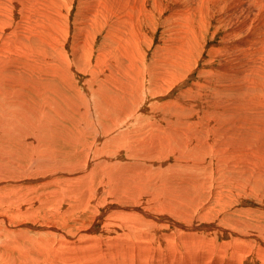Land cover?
Here are the masks:
<instances>
[{
    "label": "rangeland",
    "instance_id": "1",
    "mask_svg": "<svg viewBox=\"0 0 264 264\" xmlns=\"http://www.w3.org/2000/svg\"><path fill=\"white\" fill-rule=\"evenodd\" d=\"M28 1L30 0H21L22 5L16 8L19 9L17 12L10 9V1L5 2L8 8L4 12L10 13L4 15L6 25L5 22L0 23V26H2L0 27V45L3 46L4 42H7V44L11 43L12 48L10 46L6 51L7 53H0V56L4 58V62L6 60L5 63L13 62L18 65L19 63L28 62L34 54L32 45L39 38L38 33L36 32V34L30 28L50 20L47 22L48 28L45 30L49 33L50 39H46L45 35L43 37L45 41L50 40V42H46V45H48V48L50 46L51 49L45 47L46 52L51 53V51L53 52L58 48L63 61L60 60L61 62L55 64L56 67L53 65L58 74L50 78V83L54 82L53 85H60L59 89L62 94L60 114L62 112V116L58 117L50 111L47 117L50 122L53 123L54 119L61 126L58 127V131L53 137L54 142H50V138L47 140L42 139V141L37 134L31 132L25 134L22 129H18L20 130L18 131L17 128L16 135H13L15 137L12 136L13 140L10 139L8 133L0 135V145L2 146H0L2 148L0 154L5 158L6 162L4 163L7 165L4 167H10L7 169L9 173H6L8 177L0 180V192L2 191L1 195L8 193L11 197H14L11 204L4 203L1 207L0 213L6 214L11 219H6L8 222L0 220V225H5L4 228H8L7 226L10 225V231H16L15 233L21 236L44 238L47 248L46 264H92L93 262V264H97V262L99 264H132L133 262V264H172L167 254L174 256L177 264H264V183L260 182V185L263 184L260 187L259 184L250 186L249 183L251 182H247L248 180L252 181L254 176L255 179L257 176L264 177L261 170L255 168L253 164L255 162L258 165L260 164L261 169L264 170V26L260 25L264 24V1H261L259 10H253L254 6H249L246 3L247 0H245L246 2L239 0V2H243L240 4H247L246 8H248L250 14L236 13L229 18L231 10L237 8L238 0H230V3L229 0H47L43 12L48 14L50 19L46 21H38L40 17L35 16V10L38 12L39 8L37 9L36 5L27 4L31 7V12L24 11ZM184 4H189V6H183ZM225 4L229 5L223 7L222 5ZM2 6L4 4H0V7ZM104 8L105 13H103ZM119 12L122 14L121 17H119ZM255 15H257L256 19ZM91 16H95V18ZM230 20L237 22V25L235 23L231 24ZM114 24L115 26H113ZM79 25L82 26V29ZM193 26H197L195 29L197 35L191 34ZM84 27L89 28V30L87 29L88 32ZM124 28L125 30H123ZM179 30L181 31L179 32ZM24 31H26V34L23 37L21 34ZM135 35L136 37H134ZM27 36L28 38H25ZM133 39L135 40L132 41ZM189 39H192L191 42ZM52 41L56 42L52 44ZM122 41L129 44L122 43ZM133 43H136L135 46ZM138 50L140 53L137 52ZM161 52L166 55H162ZM54 53L56 54L57 51L51 54ZM166 59L171 64L162 61ZM100 60L102 64L98 62ZM122 67L125 72L133 70L138 73L137 78L142 83H146L144 91L137 88L133 92L137 87L135 80L125 74L122 75ZM23 69L27 85H32L34 83L32 79L38 76H33L28 67H23ZM103 70L109 73L106 74ZM114 71L117 74L116 76ZM99 72L101 73L100 76ZM140 73L147 74L143 77L141 74L140 77ZM110 76L111 78H109ZM145 76L147 79H145ZM141 78L144 80H141ZM127 81H133L134 84L129 85ZM114 82H121V84L118 86ZM108 87L113 92V87L117 88L116 93L110 94V96L116 95L122 100L123 93H130L129 100L130 98L138 100L140 106L135 100L136 103L134 102V104L138 106L134 110L137 108V112H132V117L131 115L124 116L125 114H119V117L118 113L117 115L115 113L112 116L110 115L109 118L107 117L110 120L109 122L103 114L104 111L108 110L103 104V102L105 103L103 101L104 93L108 91ZM79 92L82 93L85 100ZM15 93L16 91L12 95L14 96ZM143 95L145 96L141 97ZM130 101L126 102L132 105V99ZM95 106L99 117L96 119L98 120L91 118L89 113L87 115L88 120H92V122L88 125H91L90 127H84L86 126L84 122L83 124L80 123V111H93ZM158 110L159 112L156 113ZM98 113L100 114L98 115ZM97 121L100 126H98ZM106 121H108L111 128L115 129L116 123H121L124 125L123 127L127 128L125 130L122 127L121 131H117V134L113 128L112 131H109L108 125L105 126ZM167 125H172L173 129ZM104 126L105 128H103ZM154 126L161 128L162 133L165 132L162 131V127L166 128V132L169 131L167 133L171 135L169 140L173 141V143L169 141V149H163V152L159 150V157L154 161L155 166L161 167L166 174V177L164 175L154 179V181H164L165 186L162 185L158 188L153 183L147 182L145 178H142L143 181H141L138 176L141 175L140 173L143 170H147V167L152 166L153 156L151 153L155 148L150 146V140L152 139L151 133ZM81 127L84 128L86 136L84 137V133V138L79 142L71 140L72 135L81 131ZM79 128L81 129L79 130ZM103 130L106 134H102ZM108 133H112L109 134L110 138ZM173 134L174 136H172ZM255 135L258 137L256 136V138ZM3 136L6 138L7 143L5 139L2 140ZM28 136L32 138L28 139ZM186 136L192 137L190 140L189 138L186 139L190 142L189 147L194 143L193 148L199 149L197 150L199 152L196 151L188 155V151H181L180 146L185 145L186 140L184 139ZM259 140H262L263 143ZM45 141L46 145L44 144ZM38 143H41V145ZM258 144L260 145L258 146ZM46 146L48 148L52 146L51 149L47 148L52 151L51 153L48 150H43L45 152L42 149L40 150V148L43 147L44 149ZM91 147L93 149H89ZM7 148H10L11 151ZM6 149L9 152H6L7 154L5 153ZM85 149H89V152L84 151ZM164 150H166L165 153ZM204 150L205 152H202ZM94 151L95 153H92ZM144 153L145 155H143ZM149 154L152 157L151 162L147 164L146 157ZM7 155L10 160L6 158ZM101 155L104 157H101ZM87 156L89 160L86 159ZM100 157L101 159H99ZM92 158L98 160L94 162ZM103 159L107 161V164H112L116 159H118L117 161H123V167L127 166L124 171L127 172V169L131 168L135 175H119V170L122 168H120L121 166L118 168V165L116 169V166L114 167L116 164L111 166L117 172L113 171V173L111 172L112 168L107 164L105 165L106 161H101ZM39 161L40 163H38ZM86 161L96 164L94 166L99 168L101 172L99 169H97L98 171L93 169L97 174L92 173V176L89 175L93 170L89 171V174H86L84 170H82L84 171L83 174L79 173L82 172L81 169ZM97 162L101 163L98 167ZM168 162L172 164H167ZM103 164L109 168L106 167L109 170L108 173L103 168ZM129 164H131V167ZM65 165H68L69 171L65 168ZM69 165H72L74 169ZM80 165H82L81 168ZM251 166L253 167L251 168ZM36 168H38V171H36ZM75 170L81 176L88 175L89 178L86 177L89 181L91 179V182L93 176L96 180L91 183L88 180L86 181V177H83L84 182L82 177L77 175L83 183L77 182L79 178H75ZM102 170L106 172L105 175ZM71 171L72 174H70ZM14 174L16 177L13 176ZM30 175L32 178H29ZM102 175L104 176L102 177ZM99 176L102 179L99 180ZM69 177L75 179V185L74 180H70ZM246 177L248 178L246 179ZM16 178L20 179L17 180ZM11 180L17 183L14 184ZM122 181L124 183L129 182L128 185L130 186H123ZM21 182L26 184L24 185ZM231 182L237 184L232 186ZM72 183L73 187H71ZM90 183L91 185L88 187L87 185ZM16 185L18 187H15ZM90 187L92 189H89ZM160 194H164L168 198L163 199L164 201L156 199L157 195ZM96 195L98 199L95 197ZM147 196L149 197L147 198ZM95 200L98 202H95ZM187 200L188 203L186 204ZM139 204H141V207ZM175 206L177 208H174ZM172 207L174 210L171 209ZM181 208H183V212ZM176 209H180L181 212L178 213V210L175 211ZM189 210L191 211L188 212ZM114 211L116 215H114ZM121 211L123 213H120ZM129 211L132 214H129ZM20 212L23 213L21 216ZM18 213L20 214L17 215ZM0 216V219L4 218L2 215ZM120 218H123V221ZM133 219H136L137 222H133ZM209 222L213 223L210 224ZM180 224L193 228L183 229ZM163 227L166 229L163 230ZM212 227L213 229L216 228L214 232L211 229ZM191 232L195 238L191 236ZM187 240L189 243H187ZM6 241V238L1 239L0 246ZM63 241L65 244L62 243ZM186 249L190 251H186ZM92 251L98 254L97 257L100 260L103 259L104 261L98 260L96 255L92 254ZM92 257L94 258L92 259ZM259 257L261 258L259 259ZM95 258H97L96 261ZM0 264H3L1 259ZM29 264L34 263L31 261Z\"/></svg>",
    "mask_w": 264,
    "mask_h": 264
},
{
    "label": "bare ground",
    "instance_id": "2",
    "mask_svg": "<svg viewBox=\"0 0 264 264\" xmlns=\"http://www.w3.org/2000/svg\"><path fill=\"white\" fill-rule=\"evenodd\" d=\"M8 1H10V5H9V7H10V9L12 10V11H14L15 12V10H16V12L19 10V9H16V8H18V7H20L21 5H22V2H21V0H1L0 1V4L1 5H3L4 4V6H2V7H0V18H2V19H0V23H4L5 22V25H6V18L4 19V15L5 14H8L9 15V13H6V12H4L5 11V9L6 8H8V6H7V4L5 3V2H8ZM50 1H53V0H50ZM83 1V0H82ZM117 1V0H116ZM243 1V0H242ZM245 1V0H244ZM243 1V2H244ZM261 1L262 0H247V4H249V6L250 5H252L251 7H253V10H256V9H258L259 10V5H261ZM264 1V0H263ZM46 2H47V0H30V1H28V3H26V5H25V3L23 2V4L25 5V7H24V9L26 8V10H24L25 12H31V7L29 6V5H31V6H33V5H36V8L38 9V12H37V10H35L36 11V13H35V16H38V17H40V18H38V21H40V20H42V21H46V20H48V19H50V16L48 15V14H45L44 12H43V7L45 6V4H46ZM229 3H230V0L228 1ZM243 2H239V0H238V5L236 6L237 8H235V9H232L231 10V15H230V17L229 18H231V16L233 15V14H236V13H240V14H242L243 13V15H248V14H250V12H248V8H246V5L247 4H245V5H243V4H240V3H243ZM91 3V2H90ZM115 3V2H114ZM237 3V2H236ZM6 4V5H5ZM9 4V3H8ZM27 4H29V5H27ZM118 4V3H117ZM86 5V4H85ZM110 5V4H109ZM227 5H229V4H225V5H222L223 7H227ZM264 5V4H263ZM105 6V5H104ZM114 6H116V5H114ZM183 6H189V4H184ZM82 7V6H81ZM87 7V6H86ZM89 7H90V5H89ZM122 7V6H121ZM120 7V8H121ZM94 8V7H93ZM111 8V7H110ZM115 8V7H114ZM127 8V7H126ZM230 8V7H229ZM250 8V7H249ZM47 9V8H46ZM96 9V8H95ZM101 9V8H100ZM117 9V8H116ZM228 9V8H227ZM10 10V11H11ZM23 10H22V12H23ZM90 10V9H89ZM104 10V12L103 13H105V8L103 9ZM108 10V9H107ZM113 10V9H112ZM123 10V9H122ZM229 10V9H228ZM8 11H9V9H8ZM7 11V12H8ZM11 11V12H12ZM85 11V10H84ZM83 11V12H84ZM96 11H97V9H96ZM99 11V10H98ZM120 11V10H119ZM101 12V11H100ZM99 12V13H100ZM120 12H122V11H120ZM119 12V13H120ZM254 12V11H253ZM88 13V12H87ZM102 13V12H101ZM102 13V14H103ZM257 13V12H256ZM82 14V13H81ZM85 14V13H84ZM126 14H129V13H126ZM80 15V14H79ZM83 15V14H82ZM91 15V14H90ZM104 15V14H103ZM121 13H120V16L119 17H121ZM28 16V15H27ZM87 16V15H86ZM99 16V15H98ZM109 17H110V15H108ZM250 16V15H249ZM252 16H254V15H252ZM8 17V16H7ZM83 17H84V15H83ZM90 17V16H89ZM88 17V18H89ZM92 18H95V16H91ZM101 17V16H100ZM99 17V18H100ZM112 17V16H111ZM251 17V16H250ZM256 17H257V15H255V19H256ZM32 18V17H31ZM82 18V17H81ZM87 18V19H88ZM97 18V17H96ZM123 18V17H122ZM8 19V18H7ZM52 19V18H51ZM109 19V18H108ZM117 19H119V18H117ZM125 19V18H124ZM127 19V18H126ZM253 19V18H252ZM84 20V19H83ZM92 21H94L93 19H91ZM100 20V19H99ZM104 20V19H103ZM8 21V20H7ZM48 21H50V20H48ZM48 21H46L44 24H39L38 26H36V27H31L30 29L33 31V32H37L38 33V35H39V38H38V41L37 42H34L33 43V45H32V49H33V52H34V54H33V56H32V58L28 61V62H25V63H23V64H18V65H15L13 62H11V63H5L6 62V60H5V62H4V58H1V56H0V59H1V61H0V110H2V111H0V113H1V117H0V135L1 134H4V133H8L9 134V137H10V139L11 140H13V137H15V136H13L14 134H15V131H16V128H17V130L18 129H22V131H24L25 132V134H27V133H29V132H31V133H34V134H37V136H39L40 138L39 139H43V140H47V139H51V140H49L50 142L52 141V142H54V140H53V137L55 136V134H56V132L58 131V127H60L61 125H60V123L57 121V122H55V120L51 117V119H53V123L52 122H50L48 119V117H47V114L50 112V111H52L53 113H54V115L56 114L58 117H60V116H62L61 114H62V112H61V114H60V107H61V100H62V94H61V91H60V85L59 84H56V85H53L54 84V82L53 83H50V78H53V76H55L56 74H58L55 70H54V68L56 67L55 66V64H58L59 62H61L62 60H61V57H60V55H61V53H60V51H58V48H57V50L55 49V51H57V53L55 54H51V53H53V52H55L54 50H53V52L51 51V53H48V52H46V48H48V45H46V42L48 41H45V39H44V37H43V35H45V37H47L46 39H50L49 38V33H47L45 30H47V22ZM231 21V24L232 23H235V25H237V22H232V20H230ZM80 22H82V21H80ZM90 22V21H89ZM39 23V22H38ZM84 23V22H83ZM103 23H104V21H103ZM8 24V23H7ZM90 24V23H89ZM94 24V23H93ZM92 24V25H93ZM113 24V23H112ZM117 24V23H116ZM230 25V24H229ZM239 25H242V24H239ZM260 25H262V26H264V24L262 23V24H260ZM12 26V25H11ZM80 26V25H79ZM78 26V28H80V29H82V26H80L79 27ZM85 26V25H84ZM107 26H109V25H107ZM113 26H115V24L113 25ZM128 26V25H127ZM0 27H2V26H0ZM30 27V26H29ZM126 27V26H125ZM184 27V26H183ZM52 28V27H51ZM55 28V27H54ZM85 29H86V27H84ZM93 28V27H92ZM103 28V27H102ZM108 28V27H107ZM127 28H130V27H127ZM197 28V26H193V31H192V33L191 34H196V29ZM4 29V28H3ZM29 29V28H28ZM53 29V28H52ZM87 29L89 30V28L87 27ZM86 29V30H87ZM175 30H176V28H174ZM88 30H87V32H88ZM123 30H125V28L123 29ZM27 31V30H26ZM26 31H24L23 32V34H21V36L23 35V37H24V35L26 34ZM57 31V30H56ZM80 31V30H79ZM82 31H84V30H82ZM91 31V30H90ZM176 31H178V30H176ZM181 30H179V32H180ZM55 32V31H54ZM81 32V31H80ZM79 32V33H80ZM92 32V31H91ZM183 32V31H182ZM181 32V33H182ZM36 33V34H37ZM93 33V32H92ZM134 33V32H133ZM81 34V33H80ZM86 34V33H85ZM91 34V33H90ZM89 35V34H88ZM180 35V34H179ZM190 35V34H189ZM197 35V34H196ZM35 36H37V35H35ZM34 36V37H35ZM126 36H129V35H126ZM1 37V36H0ZM55 38H56V36H54ZM130 37V36H129ZM132 37V36H131ZM134 37H136V35L134 36ZM145 37V36H144ZM177 37H179V36H177ZM25 38H28V36L27 37H25ZM37 38V37H36ZM81 38V37H80ZM133 38V37H132ZM77 39V38H76ZM127 39H129V38H127ZM54 40H57V39H54ZM79 40V39H78ZM135 39H133L132 41H134ZM140 40V39H139ZM171 40V39H170ZM169 40V41H170ZM178 40V39H177ZM190 40V42H191V40L192 39H189ZM124 41V40H123ZM122 41V43H125V42H123ZM127 41H129V40H127ZM168 41V42H169ZM173 41H175V40H173ZM200 41V40H199ZM48 42H50V40L48 41ZM53 42H56V41H52V44H53ZM78 42V41H77ZM177 42V41H176ZM188 42V41H187ZM57 43H58V41H57ZM87 43V42H86ZM127 43V42H126ZM131 43V42H130ZM172 43V42H171ZM180 43V42H179ZM184 43H186V42H184ZM48 44V43H47ZM61 44V43H60ZM127 44H129V43H127ZM134 44V43H133ZM136 44V43H135ZM135 44H134V46H135ZM175 44V43H174ZM49 45H51V44H49ZM62 45V44H61ZM119 45V44H118ZM123 45H125V44H123ZM167 45V44H166ZM195 45V44H194ZM1 47H0V53H5L6 51H7V49L11 46V48H12V45H11V43H8L7 44V42H4V45L2 46V45H0ZM53 46V45H52ZM56 46H57V44H56ZM129 46V45H128ZM188 46V45H187ZM190 46V45H189ZM46 47V48H45ZM136 47H138V46H136ZM157 47V46H156ZM49 48H50V46H49ZM48 48V49H49ZM129 48H130V46H129ZM51 49V48H50ZM132 49V48H131ZM138 49V48H137ZM160 49H161V47H160ZM162 49H164V48H162ZM10 50V49H9ZM133 50H134V48H133ZM135 51V50H134ZM164 51V50H163ZM128 52V51H127ZM132 52V51H131ZM137 52H139L140 53V51L138 50ZM142 52V51H141ZM156 52V51H155ZM7 53V52H6ZM74 53V52H73ZM157 53V52H156ZM162 53V52H161ZM160 53V54H161ZM137 54V53H136ZM158 54H159V52H158ZM164 53H162V55H163ZM3 55V54H2ZM5 55V54H4ZM63 56H65L64 54H62ZM100 55V54H99ZM125 55V54H124ZM143 55V54H142ZM141 55V56H142ZM164 55H166V54H164ZM169 55V54H168ZM127 56V55H126ZM144 56V55H143ZM155 56V55H154ZM28 58L30 57V56H27ZM40 57H43V58H40ZM101 57V56H100ZM149 57V56H148ZM166 57V56H165ZM177 57V56H176ZM63 58V57H62ZM65 58V57H64ZM157 58V57H156ZM123 59V58H122ZM128 59V58H127ZM126 59V60H127ZM141 59H142V57H141ZM3 60V61H2ZM8 60V59H7ZM61 60V61H60ZM96 60V59H95ZM174 60V59H173ZM187 60V59H186ZM66 61V60H65ZM102 61L103 62H105V60H103L102 59ZM106 61H108V60H106ZM135 61H137V60H135ZM157 61V60H156ZM162 61H164V62H169V61H167V59L166 60H162ZM2 62V63H1ZM4 62V63H3ZM63 62V61H62ZM67 62V61H66ZM79 62V61H78ZM99 63L101 62V60L100 61H98ZM122 62V61H121ZM124 62H128V61H124ZM131 62V61H130ZM140 62V61H139ZM154 62V61H153ZM152 62V63H153ZM174 62V61H173ZM85 63V62H84ZM91 63H93V61H91ZM170 63V62H169ZM168 63V64H169ZM52 64V65H51ZM63 65H64V63H62ZM94 64V63H93ZM100 64H102V63H100ZM108 64H109V62H108ZM123 65L125 64V63H122ZM154 64H155V62H154ZM156 64H157V62H156ZM167 64V63H166ZM171 64V63H170ZM55 67H54V66ZM75 65V64H74ZM140 65V64H139ZM76 66V65H75ZM109 66H111V65H109ZM126 66V65H125ZM128 66H129V63H128ZM134 66V65H133ZM137 66V65H136ZM158 66V65H157ZM170 66V65H169ZM23 67H28L29 69H30V71H31V74L33 75V76H38V77H35V78H33L32 79V81L34 82L32 85H27V79H26V75H25V72H24V69H23ZM60 67V66H59ZM130 67H132L131 65H130ZM184 67H187V66H184ZM96 68V67H95ZM94 68V69H95ZM99 68H100V66H99ZM104 68V67H103ZM123 68V67H122ZM135 68V67H134ZM138 68V67H137ZM58 69V68H57ZM61 69V68H60ZM81 69V68H80ZM158 69V68H157ZM188 69V68H187ZM66 70V69H65ZM102 70V69H101ZM100 70V71H101ZM105 70V69H104ZM103 70V71H104ZM113 70V69H112ZM115 70V69H114ZM124 70V68L122 69V75H127V76H130V77H132L134 80H135V83H136V88L133 90V92L137 89V88H141L143 91H144V85L146 84L145 82H141L138 78H137V76H138V73H136L135 71H129V72H125V71H123ZM151 70V69H150ZM59 71V70H58ZM61 71H62V69H61ZM95 71V70H94ZM106 71V70H105ZM104 71V72H105ZM159 71V70H158ZM166 71V70H165ZM78 72V71H77ZM98 72V71H97ZM102 72V71H101ZM119 72V71H118ZM138 72H140L139 70H138ZM60 73V72H59ZM84 73V72H83ZM100 73V72H99ZM103 73V72H102ZM106 73V72H105ZM107 73H109V72H107ZM106 73V74H107ZM113 73V72H112ZM114 73H115V76L117 75L116 74V72L114 71ZM113 73V74H114ZM143 73V72H142ZM142 73H140V77H141V74ZM164 73V72H163ZM229 73V72H228ZM70 74V73H69ZM80 74V73H79ZM147 74V73H146ZM146 74H142V77L144 76V75H146ZM152 74V73H151ZM151 74H150V76H151ZM60 75V74H59ZM101 75V73L99 74V76ZM111 75V74H110ZM61 76V75H60ZM78 76V75H77ZM112 76V75H111ZM111 76L109 77V78H111ZM98 77V76H97ZM104 77V76H103ZM106 78V77H105ZM116 78V77H115ZM80 79V78H79ZM101 79V78H100ZM143 78H141V80H142ZM145 79H147L146 78V76H145ZM166 79V78H165ZM70 80V79H69ZM102 80H104V79H102ZM116 80V79H115ZM144 80V79H143ZM163 80H164V78H163ZM84 81V80H83ZM98 82H100L99 80H97ZM123 81H125V80H123ZM60 82V81H59ZM61 82H64V81H61ZM105 82V81H104ZM110 82V81H109ZM122 82V81H121ZM121 82H118V83H115L114 82V84H117L118 86L121 84ZM159 82H161L160 80H159ZM89 83V82H88ZM101 83V82H100ZM99 83V84H100ZM127 83L129 84V85H133L134 83H133V81H127ZM96 84V83H95ZM67 85H68V83H67ZM157 85V84H156ZM55 86H57V87H55ZM64 86H65V84H64ZM109 86V85H108ZM151 86H153V85H151ZM161 86V85H160ZM83 87H84V85H83ZM89 87V86H88ZM94 87H96V86H94ZM98 87V86H97ZM111 87V86H110ZM154 87V86H153ZM152 87V88H153ZM156 87V86H155ZM164 88V87H163ZM89 89V88H88ZM88 89H86V90H88ZM91 89V88H90ZM113 89H114V92H113V90L112 89H110L109 87H108V91H106L105 93H104V100L103 101H105V103L103 102V104H104V106L108 109V110H106V111H104L103 112V114L106 116V118L108 117L109 118V116L111 115H113V114H115V115H117V113H118V116H119V114L121 115H123V114H125L124 116H130L131 115V117H132V112L133 113H135V112H137L136 110H137V108H136V110H134L135 109V107H137L138 105H139V103H138V100H136L135 98V100L137 101V104L138 105H136V104H134V102L136 103V101L135 100H133V98H130V100L132 99V101H133V104L131 105V104H129V103H127V102H131L129 99H128V96L130 95V93H123V98H122V100H121V98L119 99L118 98V96H116V95H114V96H110V94H115L116 92H115V90L117 89V88H115V87H113ZM121 89V88H120ZM151 89V88H150ZM14 91H16V93L14 94V96L12 95L13 94V92ZM83 91V90H82ZM81 91V92H82ZM95 91V90H94ZM119 91V90H118ZM142 91V92H143ZM166 91V90H165ZM81 92H79V94H81L82 95V93ZM104 92V91H103ZM132 92V93H133ZM148 92V91H147ZM160 92V91H159ZM137 93V92H136ZM157 93V92H156ZM134 94V93H133ZM132 94V95H133ZM81 95H80V98H81ZM87 95V94H86ZM117 95H119L118 93H117ZM145 95H143V96H141V97H144ZM147 97V96H146ZM82 98L85 100V98L83 97V95H82ZM68 99V98H67ZM128 99V100H127ZM139 99V98H138ZM63 100H64V98H63ZM143 100V99H142ZM99 101V100H98ZM127 101V102H126ZM63 102V101H62ZM101 102V101H100ZM99 102V103H100ZM89 103V102H88ZM98 103V102H97ZM69 104V103H68ZM67 104V105H68ZM142 105V104H141ZM164 105H166L165 103H164ZM92 106V105H91ZM90 106V107H91ZM132 106H134L133 108H132ZM140 106V105H139ZM167 106V105H166ZM93 107V106H92ZM139 108V107H138ZM152 108V107H151ZM151 108H149V109H151ZM163 108V107H162ZM170 109V108H169ZM62 110V109H61ZM82 110V109H81ZM146 110V109H145ZM138 111H139V109H138ZM155 111V110H154ZM153 111V112H154ZM165 111V110H164ZM93 114H92V113ZM141 112H142V110H141ZM140 112V113H141ZM144 112V111H143ZM151 112V111H150ZM159 112V110L156 112V113H158ZM168 112V111H167ZM166 112V113H167ZM77 113V112H76ZM90 113V115H91V118H93V119H96V118H99L98 116H97V111H96V106H95V110H93V111H88V110H82V111H80V117H81V121H80V117H79V121H80V123L81 124H83V122H84V125H86V126H84V127H90V125H88L90 122H92V120H88V114ZM145 113V112H144ZM149 113V112H148ZM163 113V112H162ZM75 114V113H74ZM100 113H98V115H99ZM51 115H52V113H51ZM137 115V114H136ZM136 115H133V116H136ZM140 115V114H139ZM138 115V116H139ZM156 115V114H155ZM49 116V115H48ZM57 116H56V118H57ZM84 117V119H83V117ZM123 116V118H125ZM167 116V115H166ZM169 116V115H168ZM75 117V116H74ZM120 117V116H119ZM142 117V116H141ZM107 118V119H108ZM134 118V117H133ZM103 119V118H102ZM106 119V120H107ZM57 120H58V118H57ZM96 120H98V119H96ZM104 121H105V119H103ZM109 120V119H108ZM124 121V120H123ZM78 122V121H77ZM109 122H110V120H109ZM113 122H114V120H113ZM112 122V123H113ZM139 122V121H138ZM67 123V122H66ZM79 123V122H78ZM79 123V124H80ZM103 123V122H102ZM129 123V122H128ZM131 123H132V121H131ZM80 124V125H81ZM97 124H98V121H97ZM100 124V123H99ZM98 124V126H100ZM104 124V123H103ZM109 123H108V121H106V125L105 126H107ZM114 124H115V122H114ZM134 124V123H133ZM171 124V123H170ZM77 126V125H76ZM81 126H83V125H81ZM93 126H94V122H93ZM102 126V125H101ZM105 126L103 127V128H105ZM110 125H108V127H109ZM112 126H114V125H112ZM124 125L123 124H121V123H116V125H115V129H114V131H121V128L123 127ZM133 126V125H132ZM150 126H152V125H150ZM167 126H169V128H171L172 127V125H167ZM239 126V125H238ZM96 127V126H95ZM94 127V128H95ZM74 128V127H73ZM82 128V127H81ZM81 128H79V130L81 129ZM110 129H109V131L112 129L111 127H109ZM123 128H125V127H123ZM127 128V127H126ZM126 128H125V130H126ZM163 129H162V131L164 130L165 132L164 133H162L161 132V128H159V127H155L154 126V128H152V133H151V140H150V146H153L154 148H155V150H153L152 151V156H153V158H152V162H151V155L149 154V155H147V160H146V163L148 164V163H152V166H150V167H147V170H148V172H147V170H143L140 174L141 175H138L139 176V178L141 179V181H143L142 180V178H145L146 180H147V182H149V183H153L154 185H156L157 186V188L158 187H160V186H162V185H164V181H154V179L155 178H158V177H162V176H164L165 175V177H166V174L163 172V170H162V168L161 167H156L155 165L156 164H154V161H156V159L159 157L158 155H159V150L160 151H162L163 152V149H166V148H168L169 149V147H168V145L170 144V142L169 141H172V140H169L170 139V137H171V135H169L167 132H169V131H167L166 132V130L164 129V127H162ZM179 128V127H178ZM222 128V127H221ZM86 129V128H85ZM172 129H173V127H172ZM171 129V130H172ZM95 130V129H94ZM130 130H132V129H130ZM136 130V129H135ZM18 131H20V130H18ZM21 131V132H22ZM112 131V130H111ZM20 132V133H21ZM23 132V133H24ZM93 132V131H92ZM91 132V133H92ZM99 132V131H98ZM18 133V132H17ZM85 133V131H84V128H82L81 129V131H78V133H75L74 135H72V138H71V140H73V141H77V142H79V141H81L82 140V138H84L85 136H86V133H85V135H84V137H83V134ZM104 133V130H103V132H102V134ZM134 133V132H133ZM24 134V136H26ZM98 134V133H97ZM104 134H106V133H104ZM110 133H108V135H109ZM112 134V133H111ZM110 134V135H111ZM117 134H118V132H117ZM129 134H130V132H129ZM135 134V133H134ZM172 134V133H171ZM254 134V133H253ZM16 135V134H15ZM20 135V134H19ZM19 135H18V137H19ZM22 135V134H21ZM30 135V134H29ZM110 135H109V138H110ZM125 135V134H124ZM166 135H169V136H166ZM179 135V134H178ZM13 136V137H12ZM23 136V137H24ZM88 136H90V135H88ZM100 136V135H99ZM98 136V138H100ZM131 136V135H130ZM172 136H174V134L172 135ZM257 135H255V137H256ZM7 137V136H6ZM29 137V136H28ZM114 137V136H113ZM135 137V136H134ZM180 138H181V136H179ZM258 137V136H257ZM256 137V138H257ZM32 137L30 136L28 139H31ZM93 138V137H92ZM189 138V140H190V138H192V137H188V136H186V138L184 139V140H186V139H188ZM194 138V137H193ZM252 138V137H251ZM5 139V142L7 143V140H6V138H4V136L2 137V140H4ZM27 139V138H26ZM253 139V138H252ZM42 140V141H43ZM189 140H186L185 141V145L184 146H180V149H181V151H183V152H185V151H188L189 153H188V155H190L191 153H194V152H196L197 150H199V149H194L193 148V145H194V143H192L191 144V146L189 147V145H190V142H189ZM192 140H195V139H192ZM35 141L37 142V140L35 139ZM39 141V140H38ZM41 141V142H42ZM49 141H47V142H49ZM260 141V140H259ZM262 141V140H261ZM260 141V142H261ZM27 142V141H26ZM49 142V143H50ZM64 142H66V141H64ZM194 142V141H193ZM258 142V141H257ZM34 143V142H33ZM46 143V141L44 142V144ZM67 143V142H66ZM96 143V142H95ZM125 143V142H124ZM172 143H173V141H172ZM179 143V142H178ZM261 143H263V142H261ZM28 144V143H27ZM36 144V143H35ZM34 144V145H35ZM39 144V143H38ZM51 144V143H50ZM50 144H48V145H50ZM54 144V143H53ZM92 144H94V143H92ZM122 144V143H121ZM33 145V146H34ZM39 145H41V143L39 144ZM46 145V144H45ZM63 145V144H62ZM95 145V144H94ZM93 145V146H94ZM260 144H258V146H259ZM264 145V144H263ZM1 146V145H0ZM20 146V145H19ZM27 146V145H26ZM25 146V147H26ZM29 146V145H28ZM30 146H31V144H30ZM29 146V147H30ZM54 146V145H53ZM2 147V146H1ZM0 147V149H2ZM24 147V146H23ZM36 147H37V145H36ZM44 147V146H43ZM43 147L42 148H40V150L42 149V151L43 150H48V149H51V147L50 148H48V146H46V148H44L43 149ZM88 147H90V146H88ZM96 147V146H95ZM264 147V146H263ZM3 148H4V146H3ZM22 148V147H21ZM31 148V147H30ZM34 148V147H33ZM38 148V147H37ZM48 148V149H47ZM87 148V147H86ZM115 148V147H114ZM118 148V147H117ZM258 148V147H257ZM7 149H9V151H11L10 150V148H7ZM6 149V150H7ZM32 149V148H31ZM36 149V148H35ZM89 149H93L92 147L91 148H89ZM89 149L87 150V149H85L84 151H87V152H89ZM202 149V148H201ZM260 149V148H259ZM23 150V149H22ZM25 150V149H24ZM29 150V149H28ZM33 150V149H32ZM37 150V149H36ZM109 150V149H108ZM119 150H120V148H119ZM125 150V149H124ZM141 150V149H140ZM173 150V149H172ZM171 150V151H172ZM203 150V149H202ZM260 150H263V149H260ZM2 151V150H1ZM19 151H21V150H19ZM38 151H39V149H38ZM37 151V152H38ZM42 151H40L41 153H42ZM48 151H50V153L52 152L51 150H48ZM97 151V150H96ZM165 151L166 150H164V153H165ZM174 151V150H173ZM6 152H8V150L7 151H5V153ZM23 152V151H22ZM33 152V151H32ZM35 152V151H34ZM43 152H45V151H43ZM56 152H57V150H56ZM108 152V151H107ZM182 152V153H183ZM197 152H199V151H197ZM200 152H201V150H200ZM202 152H205V150L204 151H202ZM207 152V151H206ZM5 153H4V155H5ZM9 153V152H8ZM24 153V152H23ZM40 153V154H41ZM47 153V152H46ZM72 153V152H71ZM92 153H95V151L94 152H92ZM129 153H131V152H129ZM163 153V154H164ZM7 154V153H6ZM21 154V153H20ZM25 154V153H24ZM34 154V153H33ZM38 154V153H37ZM67 154V153H66ZM97 154H98V152H97ZM102 154V153H101ZM112 154V153H111ZM110 154V155H111ZM124 154V153H123ZM161 154V153H160ZM171 154V153H170ZM187 154V153H186ZM185 154V155H186ZM12 154H10V156H11ZM35 155V154H34ZM33 155V156H34ZM50 155V154H49ZM72 155V154H71ZM105 155V154H104ZM109 155V156H110ZM114 155V154H113ZM139 155H141V154H139ZM143 155H145V153L143 154ZM169 155V154H168ZM167 155V156H168ZM172 155V154H171ZM206 155V154H205ZM32 156V155H31ZM90 156V155H89ZM98 156V155H97ZM108 156V155H107ZM182 156V155H181ZM194 156V155H193ZM244 156V155H243ZM12 157V156H11ZM29 157V156H28ZM84 157V156H83ZM101 157H104V156H102L101 155ZM101 157L99 158V159H101ZM113 157V156H112ZM136 157H137V155H136ZM136 157H134V159L136 158ZM140 157H142V156H140ZM143 157H145V156H143ZM238 157V156H237ZM6 158H8L9 159V157H8V155H7V157ZM13 158V157H12ZM42 158V157H41ZM40 158V159H41ZM66 158V157H65ZM82 158V157H81ZM85 158V157H84ZM114 158V157H113ZM138 158V157H137ZM186 158H187V156H186ZM201 158V157H200ZM5 158H3V156H1V154H0V180L1 179H5L6 177H8L7 176V172H8V168H10L9 166L8 167H4V166H7L6 165V163H4V162H6L5 160H4ZM7 159V160H8ZM56 159V158H55ZM80 159V158H79ZM86 159H88L89 160V158H88V156H87V158ZM94 159H96V158H94ZM105 159H106V157H105ZM105 159H103V160H101V161H104ZM109 159H110V157H109ZM112 159V158H111ZM145 159V158H144ZM181 159V158H180ZM10 160V159H9ZM8 160V161H9ZM13 159H11V161H12ZM27 160V159H26ZM53 160V159H52ZM96 160H98V159H96ZM96 160H93V158H92V161H94V162H96ZM115 160V159H114ZM118 159H116L115 161H117ZM122 160V159H121ZM125 160V159H124ZM135 160H137V159H135ZM161 160V159H160ZM166 160H167V158H166ZM244 160V159H243ZM7 161V162H8ZM14 161V160H13ZM106 161V160H105ZM104 161V162H105ZM113 161V160H112ZM111 161V162H112ZM113 162L112 164H116V165H114V167L116 166V169H117V166H118V168L120 167V168H122V169H120L119 170V175H123V174H133V176L135 175L134 173H133V170L131 169V168H129V169H127V172H125L124 171V169H125V167H127V166H125V167H123V165H122V163H123V161H117V162ZM139 161V160H138ZM165 161V160H164ZM15 162V161H14ZM14 162H12V163H14ZM34 162V161H33ZM79 162V161H78ZM77 162V163H78ZM98 162H100V161H98ZM97 162V163H98ZM250 162V161H249ZM252 162H254V161H252ZM11 163V162H10ZM38 163H40V161L38 162ZM72 163V162H71ZM81 163V162H80ZM137 163V162H136ZM165 163H166V161H165ZM190 163V162H189ZM251 163V162H250ZM260 163V162H259ZM33 164V163H32ZM70 164V163H69ZM74 165H75V163H73ZM99 164H101V163H98L97 164V167L99 166ZM107 164V161H106V163H105V165ZM112 164H107V166H112ZM128 164V163H127ZM132 164V163H131ZM131 164H129L130 165V167H131ZM134 164V163H133ZM138 164V163H137ZM167 164H170L169 162L167 163ZM172 164V163H171ZM170 164V165H171ZM254 164V166H255V168H258V169H260L261 170V172L264 174V170L263 169H261L262 168V166H260V164L258 165V163L256 164V162L255 163H253ZM8 165H10L9 163H8ZM94 165H96V164H92L91 163V161H86L85 163H84V166H83V168L81 169V171L82 170H84L85 172H86V174L88 173L89 174V171L91 172L93 169H95V170H97V169H99V168H96V166H94ZM105 165L103 164V168H105L106 169V172L108 173L109 172V168L107 169L106 167H105ZM146 165V164H145ZM164 165V164H163ZM162 165V166H163ZM169 165V166H170ZM174 165V164H173ZM251 165V164H250ZM29 166H31V165H29ZM39 166V165H38ZM66 166V165H65ZM69 166H72V165H69ZM77 166H79V165H77ZM161 166V165H160ZM166 166V165H165ZM178 166V165H177ZM47 167V166H46ZM64 167V166H63ZM73 167V166H72ZM82 167V165H80V168ZM101 168H102V166H100ZM132 167H133V165H132ZM135 167V166H134ZM137 167V166H136ZM167 167H168V165H167ZM173 167V166H172ZM171 167V168H172ZM253 166H251V168H252ZM13 168V167H12ZM34 168V167H33ZM68 171H69V168H68V165L65 167ZM75 168H76V166H75ZM78 168V167H77ZM102 168V169H103ZM112 168V167H111ZM142 168H143V166H142ZM142 168H141V170H142ZM170 168V169H171ZM176 168V167H175ZM182 168V167H181ZM195 168V167H194ZM200 168V167H199ZM247 168V167H246ZM250 168V167H249ZM254 168V169H255ZM264 168V167H263ZM38 168H36V171H38L37 170ZM66 169H65V171H66ZM72 169V168H71ZM70 169V170H71ZM73 169H74V167H73ZM72 169V170H73ZM115 168H112V170H111V172H115V170H114ZM137 169V168H136ZM146 169V168H145ZM34 170V169H33ZM42 170H44V169H42ZM95 170H93V172H91V175H89V176H92V173H96V171ZM100 170V169H99ZM108 170V171H107ZM165 170V169H164ZM167 170V169H166ZM165 170V171H166ZM175 170H177V169H175ZM198 170V169H197ZM253 170V169H252ZM256 170V169H255ZM76 172V177L75 176H72V177H75V178H79V176L80 177H82V181L84 180V182H85V179L83 178V177H88L89 178V176L88 175H86V176H81L80 174H77L78 173V171L77 170H75ZM80 171V170H79ZM84 171H82V172H79V173H82L83 174V172ZM88 171V172H87ZM98 171V170H97ZM103 171V170H102ZM140 171V170H139ZM173 171V170H172ZM44 172V171H43ZM67 172V171H66ZM100 172H101V170H100ZM104 172V175L106 174V172L105 171H103ZM110 172V173H111ZM113 172V173H114ZM198 172V171H197ZM243 172V171H242ZM254 172H256V171H254ZM9 173V172H8ZM42 173V172H41ZM61 173V172H60ZM63 173H65V172H63ZM74 173V172H73ZM115 173H117V172H115ZM174 173V172H173ZM184 173V172H183ZM240 173V172H239ZM246 173V172H245ZM244 173V174H245ZM253 173V172H252ZM260 173V172H259ZM26 174V173H25ZM67 174V173H66ZM69 174V173H68ZM70 174H72V171H71V173ZM97 174V173H96ZM95 174V175H96ZM179 174V173H178ZM181 174V173H180ZM247 174V173H246ZM245 174V175H246ZM254 174H256V173H254ZM20 175H22V174H20ZM77 175H79L78 177H77ZM100 175V174H99ZM104 175H102V177L104 176ZM112 175V174H111ZM111 175H109V177H111L112 178V176ZM171 175H174V174H171ZM234 175V174H233ZM240 175H242L241 173H240ZM10 176V175H9ZM13 176H15V174L13 175ZM116 176V175H115ZM127 176H130V175H127ZM181 176H183V175H181ZM264 176V175H263ZM12 177V176H11ZM16 177V176H15ZM22 177H23V175H22ZM26 177V176H25ZM32 178V176L30 175L29 176V178ZM38 177V176H37ZM87 177H86V181L88 180L87 179ZM95 176H93V178H92V182L94 183V180H96L95 178H94ZM100 177V176H99ZM114 177V176H113ZM117 177H120V176H117ZM184 177V176H183ZM198 177V176H197ZM70 178V180H74L73 182H74V185L76 184V182H75V179L73 178H71V177H69ZM116 178V177H115ZM243 178V177H242ZM248 177H246V179H247ZM257 178H259V179H257ZM15 179V178H14ZM13 179V180H14ZM17 179V178H16ZM20 179V178H19ZM19 179H17V180H19ZM76 179V180H77ZM97 179H98V177H97ZM100 179H102L101 177L99 178V180ZM104 179V178H103ZM106 179V178H105ZM113 179V178H112ZM124 179V178H123ZM128 179V178H127ZM166 179V178H165ZM185 179H186V177H185ZM249 179H251V178H249ZM253 179H255V176H254V178ZM252 179V181H247V182H251V183H249V185L251 186V185H258L260 182H262V183H264V177H262V176H257L256 177V179L255 180H253ZM110 180V179H109ZM108 180V182H110ZM119 180H120V178H119ZM125 181H126V179H124ZM132 180V179H131ZM164 180V179H163ZM175 180V179H174ZM188 180V179H187ZM195 180V179H194ZM12 181V180H11ZM15 181V180H14ZM31 181V180H30ZM82 182L81 181V178H79V180H77V182ZM89 181V180H88ZM101 181H103V180H101ZM100 181V182H101ZM121 181V180H120ZM135 181V180H134ZM133 181V182H134ZM166 181V180H165ZM190 181V180H189ZM188 181V182H189ZM227 181V180H226ZM232 181V180H231ZM237 181V180H236ZM89 182H91V179H90V181ZM89 182H87V183H89ZM91 182V183H92ZM96 182V181H95ZM104 182V181H103ZM133 182H132V184H133ZM136 182H137V180H136ZM12 183H14L13 181H12ZM17 183V182H16ZM16 183H14V184H16ZM21 183H23V182H21ZM34 183V182H33ZM32 183V184H33ZM83 183V182H82ZM91 183L90 184H88L87 186L89 187V185H91ZM107 183V182H106ZM111 183V182H110ZM127 183V184H126ZM126 183H124L123 181H122V185L123 186H125V187H129L130 185H128V183L129 182H126ZM131 183V182H130ZM232 183V186H235L237 183H234V182H231ZM8 184V183H7ZM20 184V183H19ZM24 185L26 184V183H23ZM28 184V183H27ZM77 184H79V183H77ZM98 185H99V183H97ZM135 184V183H134ZM166 184V183H165ZM178 184V183H177ZM188 184V183H187ZM189 185V184H188ZM260 185V184H259ZM20 186V185H19ZM22 186V185H21ZM86 186V187H87ZM92 186H93V184H92ZM165 186V185H164ZM263 186V184H261L260 185V187H262ZM2 187V186H1ZM4 187V186H3ZM2 187V188H3ZM10 187V186H9ZM15 187H18L17 185L15 186ZM25 187V186H24ZM27 187H29V186H27ZM39 187V186H38ZM71 187H73V183H72V186ZM70 187V188H71ZM76 187V186H75ZM84 187H85V185H84ZM84 187H83V189H84ZM94 187V186H93ZM167 187V186H166ZM21 188V187H20ZM19 188V189H20ZM80 188V190H81V186L79 187ZM102 188V187H101ZM105 188V187H104ZM119 188V187H118ZM142 188V187H141ZM140 188V189H141ZM264 188V187H263ZM30 189V188H29ZM86 189V188H85ZM89 189H92V187H90ZM229 189V188H228ZM5 190V189H4ZM80 190H78V191H80ZM88 190V189H87ZM95 191V190H94ZM101 191V190H100ZM109 191H110V189H109ZM150 191H151V189H150ZM223 191V190H222ZM254 191V190H253ZM260 191V190H259ZM7 192V191H6ZM82 192V191H81ZM81 192L79 193V195L81 194ZM88 192V191H87ZM98 192V191H97ZM117 192V191H116ZM161 192V191H160ZM163 192V191H162ZM228 192H230V191H228ZM236 192V191H235ZM13 193V192H12ZM83 194H85L84 192H82ZM89 193V192H88ZM91 193V192H90ZM104 193V192H103ZM110 193V192H109ZM149 193V192H148ZM2 194V191L0 192V209H1V207H3V204L4 203H6V204H11L12 203V201H14V197H11L8 193H6V194H3V195H1ZM11 194V193H10ZM92 194H94V193H92ZM96 194V193H95ZM102 194V193H101ZM130 194V193H129ZM150 194H152V193H150ZM147 195V194H146ZM153 195V194H152ZM168 195V194H167ZM252 195V194H251ZM82 196V195H81ZM84 196V195H83ZM87 196H89V194H87ZM86 196V197H87ZM91 196V195H90ZM85 197V196H84ZM95 197H97V199H98V196L96 195ZM113 197V196H112ZM149 196H147V198H148ZM106 198V197H105ZM119 198V197H118ZM117 198V199H118ZM158 198V200H162V201H164L163 199H165V198H168L167 196H165L164 194H160V195H157V197H156V199ZM88 199H90L89 197H88ZM91 199H93V198H91ZM100 199V198H99ZM123 199V198H122ZM121 199V200H122ZM178 199H180L179 197H178ZM177 199V200H178ZM119 200V199H118ZM186 200V199H185ZM191 200V199H190ZM97 200H95V202H96ZM153 202H156V201H154V200H152ZM151 201V202H152ZM91 202H92V200H91ZM94 202V201H93ZM98 202V201H97ZM109 202H110V200H109ZM119 202V201H118ZM144 202V201H143ZM192 202V201H191ZM158 203V202H157ZM160 203V202H159ZM188 203V200H187V202H186V204ZM108 204V203H107ZM152 204V203H151ZM154 204V203H153ZM180 204H181V202H180ZM138 205V204H137ZM141 204H139V206H140ZM183 205L185 206V204L183 203ZM192 205V204H191ZM196 205V204H195ZM23 206V205H22ZM100 206V205H99ZM122 206V205H121ZM188 206L190 207V205L188 204ZM200 206V205H199ZM202 206V205H201ZM105 207V206H104ZM141 207V206H140ZM144 207V206H143ZM152 207V206H151ZM179 207V206H178ZM183 207V206H182ZM189 207H188V209H189ZM120 208V207H119ZM125 208V207H124ZM131 208V207H130ZM134 208V207H133ZM174 208H177V206H175ZM174 208L172 207L171 209H173L174 210ZM249 208V207H248ZM106 209V208H105ZM116 209V208H115ZM183 208H181V211L183 212V210H182ZM186 209V208H185ZM187 209V210H188ZM264 209V208H263ZM12 210H14V209H12ZM98 210V209H97ZM122 210V209H121ZM124 210V209H123ZM135 210V209H134ZM141 210V209H140ZM162 210V209H161ZM178 209H176L175 211H177ZM6 211V210H5ZM9 211V210H8ZM29 211V210H28ZM105 211V210H104ZM126 211V210H125ZM159 211V210H158ZM172 211V210H171ZM180 211V209L178 210V213L179 212H181ZM191 210H189L188 212H190ZM198 211H199V209H198ZM7 212V211H6ZM11 212H14V211H11ZM17 212V211H16ZM98 212V211H97ZM138 212V211H137ZM143 212V211H142ZM161 212V211H160ZM21 213V212H20ZM20 213H18L17 215H19ZM96 213V212H95ZM114 213H115V211H114ZM118 213V212H117ZM120 213H123L122 211L120 212ZM126 213H128V212H126ZM225 213V212H224ZM23 213H21L20 214V216L22 215ZM28 214V213H27ZM26 214V216H28ZM129 214H132V213H130V211H129ZM128 214V215H129ZM139 214V213H138ZM0 215H2L4 218H2V219H0V220H2V221H6V219L7 220H10L11 218H9V216H7L6 214H4V213H0ZM114 215H116V213L114 214ZM113 215V216H114ZM142 215V214H141ZM206 215V214H205ZM131 216H133V215H131ZM151 216H153V215H151ZM156 216V215H155ZM182 216H183V214H182ZM1 217V216H0ZM16 217V216H15ZM125 217H127V215H125ZM143 217V216H142ZM119 218V217H118ZM128 218V217H127ZM136 218V217H135ZM157 218H160V217H157ZM166 218V217H165ZM121 219V218H120ZM131 219V218H130ZM138 220H139V218H137ZM117 220V219H116ZM122 221H123V218L121 219ZM125 220V219H124ZM175 220V219H174ZM140 221V220H139ZM155 221V220H154ZM158 221V220H157ZM177 221V220H176ZM184 221H186V220H184ZM6 222H8V221H6ZM133 222H137V220L136 219H133ZM181 222V221H180ZM213 222H216V221H213ZM213 222H211V223H213ZM111 223H112V221H111ZM118 223V222H117ZM132 223V222H131ZM146 224H148L147 222H145ZM179 223V222H178ZM191 223H192V221H191ZM210 223V222H209ZM210 223V224H211ZM217 223V222H216ZM220 223V222H219ZM54 224V223H53ZM113 224V223H112ZM158 224V223H157ZM176 224V223H175ZM193 224V223H192ZM222 224V223H221ZM45 225V224H44ZM110 225V224H109ZM164 225V224H163ZM174 225V224H173ZM172 225V226H173ZM177 225V224H176ZM179 225V224H178ZM191 225V224H190ZM238 225V224H237ZM4 226L5 225H3V226H1L0 225V240L1 239H3V238H6V242L2 245V246H0V259L3 261V264H29L31 261H33V263L34 264H46V241H45V239L44 238H31V237H26V235L24 236H21L20 234H17V233H15L13 230H11L10 231V229L9 228H11V226L9 225V226H7L8 228H4ZM47 226V225H46ZM115 226H117V225H115ZM126 226V225H125ZM145 226V225H144ZM165 226V225H164ZM180 226L183 228V229H186V228H193V227H190V226H188V225H185V224H180ZM203 226V225H202ZM208 226V225H207ZM211 226V225H210ZM218 226V225H217ZM216 226V227H217ZM6 227V226H5ZM112 227V226H111ZM118 227V226H117ZM128 227V226H127ZM161 227H162V225H161ZM169 227V226H168ZM235 227V226H234ZM256 227H258V226H256ZM260 227V226H259ZM42 228V227H41ZM84 228H86V227H84ZM110 228V227H109ZM129 228V227H128ZM178 228V227H177ZM180 228V227H179ZM195 229H196V227H194ZM200 228V227H199ZM210 228V227H209ZM215 228V227H214ZM253 228V227H252ZM251 228V229H252ZM261 228V227H260ZM50 230H51V228H49ZM90 229H91V227H90ZM117 229V228H116ZM161 229V228H160ZM164 229H166V228H164L163 227V230ZM204 229V228H203ZM212 229V231L214 232V230L216 229H213V227L211 228ZM259 229V228H258ZM264 229V228H263ZM173 230V229H172ZM230 230V229H229ZM235 230V229H234ZM43 231V230H42ZM125 231H126V229H125ZM207 231V230H206ZM211 231V230H210ZM237 231V230H236ZM227 232V231H226ZM198 233V232H197ZM196 233V235H198ZM208 233H209V231H208ZM252 233V232H251ZM90 234V233H89ZM92 234V233H91ZM191 234H192V232H191ZM200 234V233H199ZM239 234V233H238ZM87 235V234H86ZM86 235H84V236H86ZM188 235H189V232H188ZM81 236V235H80ZM187 236V235H186ZM191 236H193V234L191 235ZM202 236V235H201ZM261 236V235H260ZM194 237V236H193ZM248 237V236H247ZM185 238V237H184ZM190 238V237H189ZM195 238V237H194ZM200 238V237H199ZM76 239V238H75ZM162 239V238H161ZM70 240V239H69ZM89 240V239H88ZM190 240V239H189ZM201 240V239H200ZM249 240H251V239H249ZM185 241V240H184ZM183 241V242H184ZM192 241V240H191ZM94 242V241H93ZM197 242V241H196ZM62 243H64V241L62 242ZM86 243V242H85ZM151 243V242H150ZM176 243V242H175ZM185 243V242H184ZM187 243H189L188 242V240H187ZM200 243V242H199ZM203 243H205L204 241H203ZM65 244V243H64ZM132 244V243H131ZM152 244V243H151ZM190 244H191V242H190ZM206 244V243H205ZM88 245V244H87ZM133 245V244H132ZM93 246H94V244H93ZM96 246H97V244H96ZM186 246V245H185ZM133 247V246H132ZM203 247H205V246H203ZM150 248V247H149ZM187 248H189V247H187ZM210 248V247H209ZM193 249V248H192ZM197 249V248H196ZM91 250H92V248H91ZM128 250V249H127ZM174 250V249H173ZM204 250V249H203ZM203 250H202V252H203ZM93 251H95V250H93ZM93 251H92V254H94V255H96V257L98 256V254H95V252L93 253ZM101 251V250H100ZM186 251H190V250H188V249H186ZM252 251V250H251ZM129 252V251H128ZM156 252V251H155ZM226 252V251H225ZM260 252H263V251H260ZM126 253H127V251H126ZM148 253V252H147ZM177 253V252H176ZM254 253V252H253ZM87 254H89V253H87ZM132 254V253H131ZM191 254V253H190ZM262 254V253H261ZM94 255H92V256H94ZM121 255V254H120ZM168 255V257H169V260H170V262L172 263V264H177L176 263V258L174 257V256H172L171 254H167ZM102 256V255H101ZM145 256H146V254H145ZM148 256V255H147ZM35 257V258H34ZM88 257H89V255H88ZM90 258H91V256H90ZM94 257H92V259H93ZM98 258V260H100V258L99 257H97ZM97 258H95V261H96V259ZM103 258V257H102ZM116 258V257H115ZM138 258V257H137ZM261 257H259V259H260ZM234 259V258H233ZM103 260V259H102ZM102 260H100V261H102ZM153 260H155V259H153ZM157 260V259H156ZM81 261V260H80ZM104 261V260H103ZM130 261V260H129ZM264 261V260H263ZM80 263V262H79ZM85 263V262H84ZM94 263V262H93ZM92 263V264H93ZM134 263V262H133ZM132 263V264H133ZM161 263V262H160ZM86 264V263H85ZM89 264V263H88ZM96 264V263H95ZM97 264H99L98 262H97ZM125 264V263H124ZM129 264V263H128ZM151 264V263H150Z\"/></svg>",
    "mask_w": 264,
    "mask_h": 264
}]
</instances>
